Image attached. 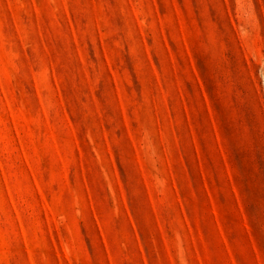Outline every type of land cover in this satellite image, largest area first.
Returning a JSON list of instances; mask_svg holds the SVG:
<instances>
[{"label":"rangeland","instance_id":"374dc122","mask_svg":"<svg viewBox=\"0 0 264 264\" xmlns=\"http://www.w3.org/2000/svg\"><path fill=\"white\" fill-rule=\"evenodd\" d=\"M0 264H264V0H0Z\"/></svg>","mask_w":264,"mask_h":264}]
</instances>
